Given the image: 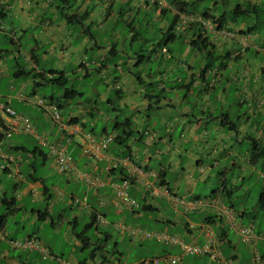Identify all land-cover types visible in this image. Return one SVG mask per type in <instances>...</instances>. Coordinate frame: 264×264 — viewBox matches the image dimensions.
<instances>
[{"label":"crops","instance_id":"0c3cea01","mask_svg":"<svg viewBox=\"0 0 264 264\" xmlns=\"http://www.w3.org/2000/svg\"><path fill=\"white\" fill-rule=\"evenodd\" d=\"M156 1L164 2L159 5L155 3ZM175 1L181 4L186 2V0H78L76 8L70 7L62 11L60 0H0V9L6 12V19L0 29V44L4 42L8 45L0 46V103L27 117L30 110L34 111L32 123L36 133L49 143L62 144L72 160L71 170L66 173H58L53 163L56 174L64 177L65 190L56 185L48 187L44 178L36 177V157L39 156V164L42 166L51 157L49 153L45 155L38 147L44 145H41L33 134L23 132H12L11 137L7 139L4 134L10 128L9 120L0 121L2 161L0 181L3 174L7 175V178H13L15 183L12 189L16 193L15 196L7 197L5 188L0 185V208L5 210L0 216V232L3 235L0 240V264H35L39 258L42 261L48 260L47 264H60V261L68 264H126L119 243L112 246V242L128 239L131 245L146 240L142 234L147 231L135 227L140 218H147L162 225L164 228L159 232L178 237L184 244L202 246L208 239L207 233L210 232L211 236L216 238L219 248L218 258L211 260L208 256L185 255L180 246L160 243L166 248L155 254L152 259L180 256L181 261L178 264H264V252L258 249L260 245L264 247L263 238L247 245L236 234L240 243L236 244L228 234L220 232L221 228L227 230L226 226H229L221 216V209L229 206L223 195L219 191H212L210 196L195 195L197 187L195 180L208 182L207 180L214 177L212 173L214 167H222L215 177L221 176L220 182L227 186L230 185L228 180L230 171H233L231 175L236 176L232 177L231 186L243 184V188L246 189L249 185L245 182H250L257 172L258 179H264V158L259 157L255 160L253 157L261 153L258 150L260 145L264 144V63L259 60L264 55V40L257 35H249L248 43L244 47L239 38L236 39L238 41L230 40L223 36V31H213L212 26L206 22V25L209 24L206 30L211 33V43L214 45L216 56H221L224 51L230 53L226 67L220 72L215 70L205 74L199 72L205 61L203 56L192 52L187 46L188 38L192 34L188 35L184 47L173 54L166 53L165 47L151 52L155 49L157 41L149 42L147 47L150 50L149 54L154 55L152 60L150 57L148 61L141 60L139 54L133 52L127 55L126 63L122 60L121 66L117 63L121 35L118 31V38L116 33L121 27L120 22L127 16L128 19L133 16L130 20L139 18L140 21L141 14L146 16V13L151 11L153 15L147 18L149 21L152 19L153 23L151 21L150 23L159 24L155 27V32L162 36L168 30L169 23L166 21L168 13L176 16V12L180 10V6L172 5ZM237 1L239 4L247 2L251 5L264 2ZM214 8L212 7L210 12L212 17L218 16L219 13V8ZM89 10V18L83 24L78 23L79 19L68 23L69 16L76 15L80 18L86 16ZM193 15L197 18L201 14ZM135 16L138 18H134ZM178 18L176 30L180 33L186 32L190 22L194 21L191 16L187 18L186 13H182ZM148 20H145L146 25H149ZM110 22L112 25L107 28ZM128 24L130 27L131 22ZM77 27L80 31L75 30ZM244 27L241 24L235 29L229 25L228 29L238 31ZM92 28L103 31L106 37L101 34V41L105 40L104 42L99 43L95 39ZM67 29H72L73 32L70 34ZM129 32L133 34L132 29H129ZM70 35L76 37H69ZM27 36H30V39ZM130 37L132 38V35ZM39 53L44 57L66 61L67 64L76 58L77 72L79 70L83 72V79L93 77L94 71L99 76L97 81H100V78L103 80V93L100 95L96 92V97L88 104L74 103L73 100H54L60 103L63 121L69 125L80 126L84 132L89 131H86L81 123V118L94 119V116L98 115L103 121L108 120L106 122L109 125L113 122L112 129L108 130V126L105 125L100 134L90 131L99 139L105 136L114 137L117 133L115 122H123L130 118L135 134L128 147L120 148L111 143L104 159L95 161L82 154L80 138L74 137L68 141V135L51 128L48 120L37 108L20 100V96L28 98L37 95V88L43 85L41 79H32L34 74L58 71L67 75L64 69L66 67L41 69ZM184 57L190 61H184ZM199 57H202V60ZM21 59L23 61H20ZM198 60L202 62L200 65H196ZM150 61L151 63L154 61L159 67L153 71ZM108 62L112 64L111 67L108 66ZM174 62L183 65L184 83L180 86L177 85L183 81L174 75ZM96 69L100 71L97 72ZM20 70L25 71L22 74L30 71L32 75L16 76ZM191 78L194 82L188 89L187 85ZM31 84L35 88L28 91ZM219 85L222 90L218 99L215 91ZM232 86L240 93L238 104L241 106L238 107L247 106L249 109L243 122L236 124V130L228 129L229 123L233 122L228 111L221 114L219 119H214L211 114L213 109L216 110L215 102L224 101L227 104L226 90ZM181 88L186 92L184 97L197 91L195 92L197 102L195 101L193 106L184 103L181 98L176 99L179 103L176 106L175 101L164 95L175 93ZM54 91L52 89V92ZM60 97L61 95L59 99ZM98 99L107 107V112L119 115L128 112L129 115L112 121L108 115L101 112V107L97 104ZM231 106L228 105V110ZM152 113L162 115L164 135L152 129L151 124H154L151 123ZM259 115L262 121L257 123L254 120L255 116ZM168 117L174 119L173 123L168 122ZM176 131L180 134L177 140ZM22 134L23 137L28 136L35 142L33 148L29 149L22 143L15 142V138ZM252 139L258 145L256 151L252 149ZM246 141L249 142L248 148L243 145ZM26 142L27 140H24V143ZM185 145L189 147L193 145L191 149L195 152L188 154L189 150ZM14 152L21 153L23 157L15 156ZM187 154L188 159L183 162V157ZM157 162L159 165L155 167ZM25 166H28L26 177L20 171ZM82 173L97 176L104 184L87 186L79 179ZM124 180L129 182L128 197L137 202V207L124 204L115 197L114 185ZM146 184H150V187H146ZM27 197L34 206H28L24 199ZM195 200L201 201L203 205L196 210L188 209L187 205ZM72 210H75L74 216H71ZM17 211L21 212L18 224L24 231L22 237L5 231L7 218ZM80 212L88 218V223L79 233L77 230ZM128 223L134 225H127ZM26 224L33 227L38 225V229L44 226L47 232L59 231L57 235L60 241L54 243L58 245V254L53 250L54 244L47 243L38 235L37 232L40 230L31 229L32 232L27 233ZM64 225L67 229L62 233L61 228ZM101 228L103 231H100ZM170 230L178 232L170 233ZM91 231L93 237L89 238L87 233ZM259 232L264 237V229H260ZM34 238L38 246L46 250L45 254L29 248H12L8 244L10 240L25 242ZM109 245L111 246L108 247ZM69 248L71 254L68 259H62ZM85 250L89 252L86 257ZM76 251L77 256L74 255ZM255 254H259L261 258L259 263L253 261ZM143 261L144 259H140L137 264H142Z\"/></svg>","mask_w":264,"mask_h":264},{"label":"rangeland","instance_id":"374dc122","mask_svg":"<svg viewBox=\"0 0 264 264\" xmlns=\"http://www.w3.org/2000/svg\"><path fill=\"white\" fill-rule=\"evenodd\" d=\"M74 0H70V4H71V8H76L78 6V0L74 1ZM149 1V0H148ZM195 1V6L198 8V9H208V8H212V4L214 3H217L219 5V10L223 9L221 6H226L229 7V5L231 4L230 8H232L233 5H235V3H238L237 0H229L226 1V0H194ZM228 8V9H230ZM151 12V11H150ZM150 12L146 13V16L144 15H140V21H139V18L138 17H134V18H138V19H133L134 20V23H133V20H130V18H132L133 16H130V18L128 19V16L126 18L123 19L122 22H120V28H118L117 30V37L119 38V33L118 31L120 32V35H121V38H119V48H118V51L119 54L118 56L116 57L118 59L117 63L120 65V62L121 60L124 61V63H126L128 61V57L127 55H130L132 54L133 52H137L138 54L141 53V55H149V57L151 58L150 60L153 59L154 55H151L149 54L150 53V50L148 49V47L145 46H142V42L144 40H153V42H156L157 40H159L161 34L159 32H155V27H158L159 24H152V19L150 18V21L152 23H150V21L148 20V16H152L153 14H151ZM128 15V14H127ZM147 18V19H146ZM145 20H148V24L149 25H146V21ZM166 21L167 23H171V16H167L166 18ZM128 22H131V25L133 26L134 24V28L137 31V35H135V39L132 41L131 40V37H130V33L129 32V27L127 26L128 25ZM112 25V22L108 23L107 24V28ZM94 27V26H93ZM75 30L77 31H80V28H76ZM94 30V28H92V35L95 37V39L99 42V43H102L104 41H101V38H102V35L104 37H106L103 33V31L101 30H98L96 31ZM67 32H70V34L73 32L72 29H67ZM80 34V33H79ZM102 34V35H101ZM184 39H187L189 36L186 35V34H182ZM69 37H72V38H75L76 35H70ZM103 37V39H104ZM27 38L30 39V36H27ZM24 40V39H23ZM25 41V40H24ZM72 41V40H71ZM77 42V41H76ZM123 44V46H121ZM1 47H6L8 46L6 43L2 42L0 44ZM142 46V47H141ZM103 47H104V44H103ZM143 48V50L141 51L140 49ZM183 46L181 45V43L179 42H176L175 43V46H174V49H175V52L176 51H180V48H182ZM9 49V48H8ZM93 53V52H92ZM251 59L252 57L249 56ZM97 59V58H96ZM200 60H202V57L200 58ZM39 60H40V68L41 69H45V70H48V69H54V68H58V67H66L64 68L66 70V74L68 75V83L67 85L65 86V88H74V89H77L78 91L82 92V96L81 97H76L75 99H73V102L74 103H77V102H80L82 105L84 104H88L91 100H93L96 96H95V93L98 92L100 95L103 93L102 91L104 90V86L102 84L103 80H101L100 78V81H97L99 76L96 72L93 71L92 73V76L91 78H87V79H83L82 78V75H83V72L81 73L80 70L77 72V59H73L72 62L70 64H67L66 61L64 62H61V60H59L57 58V60L55 58H52V57H44L41 53H39ZM182 60V59H181ZM184 61L186 62H189V58H185L183 59ZM200 60H198L196 62V65H200L202 62H200ZM259 60L261 62L264 63V55H262ZM20 61H23V59H21ZM177 62H179V60H177ZM177 62H174L175 64V72H174V75L177 77V78H180L183 82L179 83L177 86H180L182 83H184V72H183V68L181 64L177 63ZM12 64V62H10ZM89 63V62H87ZM151 63V61H150ZM251 63H253V61H251ZM65 64V65H64ZM151 68L152 70L154 71L155 69H157L159 66L158 65H155L154 64V61L151 63ZM64 65V66H63ZM112 64H110V62H108V66L111 67ZM121 66V65H120ZM93 68V66H90ZM122 68H124V66H122ZM76 71V72H75ZM114 73V72H113ZM175 84V83H174ZM173 84V85H174ZM32 84L30 85V87L28 88V91H32L35 87L32 86ZM223 86L224 83H223ZM55 91L52 92V89L51 87H48V86H40L39 88H37V95L39 97H52L54 98L56 101L59 100V96H60V93H63V90L61 88H55L54 89ZM177 89H175L176 91ZM222 90V88L219 86H217L216 88V91H215V94L218 96V99L220 97V91ZM194 94H188L186 97H184V95L186 94L185 90L183 88L177 90V92L175 93H171V94H164L166 97H169L171 98L173 101L176 102V106H178V101H176V99H179L181 98V101H184V103L186 104H190L191 106L194 105L195 101H196V93L197 91H193ZM114 92L112 93V96H114ZM239 94L240 93H237L235 91V87L232 86L230 89H227L226 90V94H225V97L227 99V104H225L224 101L222 102H215L214 103V106L216 108L213 109L212 111V117L215 119V118H218L220 117L221 114H224L226 113L227 111L229 112V117L231 119V121L235 122L236 124H240L243 122V118L245 117V114H248V110L247 109V106H242V107H238V103L240 101V97H239ZM58 99V100H57ZM62 101V100H61ZM197 102V101H196ZM73 103V104H74ZM97 104L98 106L101 107V112L103 113V115H108V117L112 120V121H115V120H120V119H123L125 116L123 115H126L128 116L129 113L128 112H124L123 114H114V113H109L107 112V107L101 103V100H97ZM232 105L231 106V109L228 110V105ZM182 106H184V104L182 103ZM194 109V107H193ZM65 112L66 110L63 111V115H65ZM21 115V114H20ZM116 115V116H115ZM25 116V115H23ZM27 117V116H25ZM30 117V118H29ZM35 117V112L30 110L29 111V115L27 118L30 119L31 122H33V118ZM140 117H142V115H140ZM152 120H151V123H154V124H151V127L154 131H156L157 133L160 131L163 135L165 133V129H164V126L163 124H161L162 122V115L161 114H156V113H152ZM102 117L96 115L94 116V119H91L89 117H85L84 119L81 118V123L83 124V126L85 127L86 131H92L94 132V134H100L102 132V129H103V126L107 125L108 126V130L109 129H112L113 128V122H111V124L109 125V123H107L106 121L108 120H102L101 119ZM105 119V118H104ZM217 119V120H218ZM174 119L172 117H168V122L169 123H173ZM219 121V120H218ZM255 122L257 123H260L262 121V117L259 115V116H255ZM34 125V124H33ZM179 132L176 131L175 133V136H176V140L179 138ZM215 134L213 133V136ZM24 135L22 134L20 137H16L15 138V142H19V143H22L26 148H33L35 146V142L28 136L26 137H23ZM24 140H27L26 143H24ZM51 140V139H50ZM244 147L245 148H248L249 147V142H245L244 144ZM186 146V145H185ZM42 152L45 154V155H48L49 153V149L46 148L45 146H38ZM187 149L189 150L188 154H190L193 149V145L191 147L189 146H186ZM238 147V146H237ZM195 151L192 152V154L194 153ZM188 154L185 155L183 157V162L186 161L188 159ZM14 155L17 156V155H21L23 157V155L21 153H17V152H14ZM202 157V156H201ZM205 157V156H203ZM39 159V156L36 157V170H37V174H36V177L38 176H41V178H44L45 180V184L51 188L52 185H56L58 188L62 189V190H65V186H66V183L64 181V177L60 176L59 174H56V172L54 171V168H53V160L51 157H49L46 162L44 163V166L40 165V161L38 160ZM32 163L34 162V160L32 159L31 160ZM0 163H2V161L0 160ZM208 164L209 163H212V162H207ZM159 165V162H157L156 165H154L155 167ZM260 165V164H259ZM222 169V167H214L213 170H212V173L214 174V177H212L211 179L207 180L208 182H202V181H198L195 180L196 184H197V187H196V190H195V195H201V196H204V195H207V196H210L212 194V191L215 189V188H221V176H217L215 177V174L220 171ZM21 173L23 176L26 177L27 175V172H28V166H25L23 168H21ZM233 171H230L229 174V178L228 180L230 181L229 182V186L232 185V177H236L235 175H231ZM219 173V172H218ZM264 173V172H263ZM8 176L7 175H1V181H0V185H2L6 192H7V197H11V196H15L16 193L13 191L12 189V186L14 185L15 183V180L13 178H7ZM259 177V173L257 172L255 177H253L251 179L252 182H250V184H252L251 186V190L249 191V193L246 194V192L244 193H237L234 198L231 199V202L230 200L224 196V199H225V202L226 204H230L232 203L234 208L238 211L240 209V204H244L246 206V208L249 210V212H252V210L255 208L256 206V202H257V199H258V194H259V191L261 190L262 187H264V179H258ZM248 183V182H247ZM246 183V184H247ZM244 187V186H243ZM19 194L17 193V198H18ZM28 204V206H34V204H32L30 201H29V197L27 198H24ZM230 202V203H229ZM5 212V210L1 207L0 208V216ZM20 211H17L15 214L9 216L7 218V221H6V224H5V231L9 234H14V236L16 237H22L24 236V231L22 229H20L19 227V218H20ZM71 216H74L75 215V210H72L71 212ZM84 213L80 212V215H79V228L77 231L82 232L83 229H84V226L86 225V223H88V218L84 217L83 215ZM243 223L244 225H251L253 224L256 228V230H260V229H264V212H261L260 214H258L257 216L255 215L253 217L252 214H250L248 216V218L244 219L243 220ZM127 225H134L132 223H128ZM26 228H25V231H27V233H31L32 230L31 229H34V230H40L38 231V235L43 239L45 240L47 243L49 244H54L55 242H59L60 239H59V236L57 235V232L59 231H55V232H47L45 230L46 227H41V229H38V225L36 226H30L28 224H26ZM135 227H139L141 228V230H145L147 232H159L161 231L164 227L162 225H159L153 221H150L148 220L147 218H140L138 219V222L135 224ZM227 227V232H228V235H229V238L231 240L234 241V243L236 244H240L238 241L239 239L237 238V235L236 233L234 232V230H232V228L230 226H226ZM67 229V226H62L61 228V231L62 233H64V231ZM100 231H103L102 228ZM171 232L170 233H177L178 230H170ZM180 233H182L181 230H179ZM88 234V237H93V233L92 231L90 233H87ZM57 235V236H56ZM114 243H119V248L123 251L124 253V262L126 264H137L138 261L140 259H144V260H149V259H152V257L157 254L158 252H161L163 249H165L166 247L158 242H156L155 240H143L142 243H131L130 245V241L128 239H125L124 241L120 242V241H116V242H112V246ZM111 245H109L108 247H110ZM133 246V247H132ZM109 249V248H108ZM261 252H264V247H262V245H260V247L258 248ZM53 250L56 254H58V245L57 244H54V247H53ZM69 251V252H68ZM66 251V253L63 255V257H61L62 259L64 260H67L68 259V256L71 254L70 251L71 249L69 248V250ZM85 257L86 255L89 253L87 250H85ZM75 256L78 255V252L76 251L74 253ZM72 255V256H74ZM74 256V257H75ZM190 259H192V257H190ZM247 259V258H246ZM48 260H44L42 261L41 258L37 259V261L35 262V264H47Z\"/></svg>","mask_w":264,"mask_h":264},{"label":"trees","instance_id":"16d2710c","mask_svg":"<svg viewBox=\"0 0 264 264\" xmlns=\"http://www.w3.org/2000/svg\"><path fill=\"white\" fill-rule=\"evenodd\" d=\"M60 2L62 3L61 5L63 6L62 11L71 7L70 0H60ZM195 4L196 3L194 0H186V2L182 4L181 2H178V1L172 2V5H176V7L180 6V10L179 12H176V16L175 15L173 16L168 13V15L171 16V23H169L168 30L164 34H162V36H160L159 40H157V43L155 44L156 45L155 49L151 50V52L159 48L163 49V47H165L166 53L168 52L170 54H173L175 52L174 46L176 42L181 43L183 47L185 45L186 39H184L182 34H186V35L192 34L188 38L189 43L187 44V46L190 47V50H192V52H197L200 56H203L205 62L203 63L202 67L199 69V72L205 74L213 70H215L216 72H220L221 69H224L226 67V61L230 57V53L227 51H224L219 57L216 56V54L214 53L215 48H214V45L211 43V35H210L211 33L209 30H206L209 24L212 26L213 31L215 32L223 31L224 33L223 36H225L226 38H229L230 40L238 41L239 39L236 40L237 38H241L243 36H248V35H257L264 40V33L262 32L264 31V2H262L261 4H256V5H251L247 2L246 4L236 3L235 6H233L232 8L230 7L226 8V7L221 6L223 9L219 10L218 16L216 17L211 16L210 12L212 8L201 10V9H198L195 6ZM212 7L217 8L219 7V5L217 3L215 4L213 3ZM182 13H186L187 18H190L191 16L194 21L190 22L189 27L187 28L186 32L180 33L176 30V25L179 21L178 17L179 15H182ZM194 13H200L201 15L200 17L195 18V16L193 15ZM89 14H90V10L87 12L86 16H83L80 18H78L79 16L71 15L67 19L69 21L68 23L71 24L73 23V21L76 22L79 19L78 23L83 24L89 18ZM5 19H6V12L3 9H0V29ZM206 22L209 24L206 25ZM241 24L245 26L244 29H240L238 31L235 30ZM229 25L234 26L235 29H232V28L228 29ZM129 29H132L133 31V34H131L132 35L131 40L133 41L135 39V35H137L138 30H136L132 25H130ZM149 42L153 43L152 40L151 41L144 40L141 45L142 46L146 45L147 47V43ZM140 50L142 51L143 48H141ZM114 51H116V48H114ZM139 58L141 60L148 61L149 55L147 56L141 55L140 53ZM20 71L21 72H18L15 75L16 76L19 75V77L29 76L30 74L32 75V72L30 71L26 72L25 74H22V72H25V71L23 70H20ZM96 71L98 72L100 71V69H96ZM37 78L41 79L42 84H43L42 87L48 86V87H51V89L53 90L55 88H61L63 90V93H60L61 97L59 101L61 100L62 101H67V100L72 101L76 97L82 96V92L78 91L77 89L65 88L69 79H68V75H65L62 72H58V71H49L47 73L41 72V73H36L32 76V79H37ZM193 82H194V79L191 78L189 85H187L188 89L191 87V84ZM44 98L55 102L58 109L60 110L59 102L54 101L55 99H53L51 96L44 97ZM238 106H241V105L238 104ZM114 125L116 127L117 133L113 137V140L111 143H114V145L120 148L128 147L129 141L134 137V134H135V129L133 127L134 125L132 123V120L130 118H126L123 122H120V121L115 122ZM235 127H236V123L230 122L228 129L234 130ZM251 141H252V149L256 151L258 148V145L254 141V139H252ZM258 152H261V153L259 155L257 154L253 156L255 160H258L259 157L264 158V144L260 145V149L258 150ZM250 182L248 183L247 181L245 182L247 183V185H249L246 187V189L243 188L244 186L243 184H239L238 186H227L225 185V183H221V188L220 189L215 188L213 192L219 191L223 195V197L224 196L227 197L231 202V199L233 198V196L235 198L236 197L235 195L237 193L239 192L241 193L246 192V194L249 193V191L251 190V186H252ZM195 201H198V200H195ZM227 208H229L233 212L235 222L239 227L252 228L257 234V236L260 237V239L263 238V242H264V237L261 236L259 230L257 231L253 224L244 225L243 223V220L248 218L250 214H252L254 217L255 215L257 216L258 214H260L261 212H264V187H262L261 190L259 191L256 206L252 210V212H249V210L246 208V206L243 203L240 204V209L238 211L234 208L232 203H230L229 206H227ZM220 223L222 224V221ZM221 231L224 234L225 233L228 234L226 229L221 228L220 232ZM219 239H221V236L219 237ZM98 249L99 248H96V250ZM255 255L259 257V262H260L261 258L259 254H255Z\"/></svg>","mask_w":264,"mask_h":264},{"label":"built area","instance_id":"2783aa9c","mask_svg":"<svg viewBox=\"0 0 264 264\" xmlns=\"http://www.w3.org/2000/svg\"><path fill=\"white\" fill-rule=\"evenodd\" d=\"M164 1H159L163 4ZM245 42V39L242 40ZM20 100L23 102H28L37 108L44 117L48 120L51 128L58 130L59 132H64L68 135V141L72 138L77 137L81 140V152L84 155L89 156L95 161L104 159L105 153L108 151L109 145L113 140V136H105L102 138H96L91 132H84L82 128L78 125H69L63 121L61 112L58 109L55 102L47 100L43 97L34 95L32 97L20 96ZM0 119H8L9 129L5 132V137L10 138L12 132H23L27 134H33L37 141L49 149V154L53 158V163L56 171L58 173H66L71 170L72 160L68 155L64 146L60 143H49L47 140L36 133L35 126L30 121L29 118L15 113L10 107L5 104L0 103ZM79 179L87 186H101L104 182L97 176H92L87 173H82L79 175ZM129 182L124 180L122 183L114 185L115 197L119 199L122 203L128 204L131 207H137L136 201L131 200L128 197L127 189ZM146 187H150V184H146ZM78 203L77 200H75ZM85 202V200H84ZM203 203L201 201H192L187 205L188 209L196 210ZM221 216L226 221L227 224L237 233L241 240L247 244L251 245L253 242L258 240L260 237L257 236L255 231L250 227H239L234 218L233 212L227 208L223 207L221 209ZM208 239L202 246H197L194 244H184L178 237L171 236L164 232H144L142 234L143 238L146 240H155L156 242L168 245V246H180L181 250L185 255L191 256H208L211 260H216L219 256V249L217 247L216 238L211 236L208 232ZM3 238L0 232V240ZM8 244L12 248L16 249H34L39 250L43 254L46 250L43 247L38 246L35 238L30 239L25 242L10 240ZM181 261L180 256H167L163 258H155L153 260H144V264H159L160 262H165L166 264H178ZM253 261L255 263L259 262V257L255 255ZM60 264H68L67 262L60 261Z\"/></svg>","mask_w":264,"mask_h":264},{"label":"clouds","instance_id":"9594fccd","mask_svg":"<svg viewBox=\"0 0 264 264\" xmlns=\"http://www.w3.org/2000/svg\"><path fill=\"white\" fill-rule=\"evenodd\" d=\"M156 3L159 4V5H161V4H160L159 2H157V1H156ZM248 37H249V35H248V36H243V37L239 38V40H241V42H242V46L246 47V45H247V43H248ZM243 39H245V42L242 41ZM13 111H14V110H13ZM2 120H3V119H0V121H2ZM7 130H8V129H7ZM7 130H6V131H7ZM6 131H5V132H6ZM4 136H5V134H4ZM6 138H7V137H6ZM7 139H9V138H7ZM155 258H160V257H155ZM155 258H153V259H155ZM153 259H150V260H153Z\"/></svg>","mask_w":264,"mask_h":264}]
</instances>
